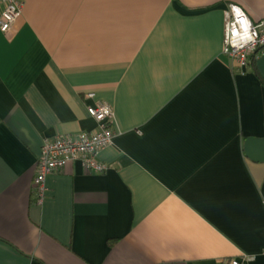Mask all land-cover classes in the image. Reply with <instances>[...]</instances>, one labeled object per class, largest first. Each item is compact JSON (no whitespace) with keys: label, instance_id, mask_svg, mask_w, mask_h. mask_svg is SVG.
Here are the masks:
<instances>
[{"label":"crops","instance_id":"1","mask_svg":"<svg viewBox=\"0 0 264 264\" xmlns=\"http://www.w3.org/2000/svg\"><path fill=\"white\" fill-rule=\"evenodd\" d=\"M0 32V264H264V49L222 54L224 11L264 0H22ZM243 72V73H242ZM93 94L94 99L87 97ZM114 112L99 174L33 180L45 139Z\"/></svg>","mask_w":264,"mask_h":264},{"label":"built area","instance_id":"2","mask_svg":"<svg viewBox=\"0 0 264 264\" xmlns=\"http://www.w3.org/2000/svg\"><path fill=\"white\" fill-rule=\"evenodd\" d=\"M22 0H0V32L7 34L19 19L23 10ZM264 49V20L253 23L244 10L229 4L224 11L222 54L240 69L248 66L249 58ZM243 73V72H242ZM88 98L94 99L93 94ZM88 115L96 122L97 130L92 133H77L45 139L42 143L37 173L33 186L37 190L38 204L45 195V178L61 171L72 162H80L85 170L102 174L107 166L98 161L100 151L112 145L114 112L102 101L87 107ZM246 260L229 259L222 264H245Z\"/></svg>","mask_w":264,"mask_h":264},{"label":"water","instance_id":"3","mask_svg":"<svg viewBox=\"0 0 264 264\" xmlns=\"http://www.w3.org/2000/svg\"><path fill=\"white\" fill-rule=\"evenodd\" d=\"M244 153L252 161L264 162V139H246Z\"/></svg>","mask_w":264,"mask_h":264},{"label":"trees","instance_id":"4","mask_svg":"<svg viewBox=\"0 0 264 264\" xmlns=\"http://www.w3.org/2000/svg\"><path fill=\"white\" fill-rule=\"evenodd\" d=\"M261 50H258L257 52H255L250 58H249V62L248 65L250 64L251 60L254 58L255 55H257Z\"/></svg>","mask_w":264,"mask_h":264}]
</instances>
